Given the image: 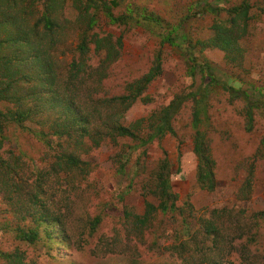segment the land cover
Segmentation results:
<instances>
[{
  "label": "rangeland",
  "instance_id": "1",
  "mask_svg": "<svg viewBox=\"0 0 264 264\" xmlns=\"http://www.w3.org/2000/svg\"><path fill=\"white\" fill-rule=\"evenodd\" d=\"M243 3L249 6L248 20L234 11ZM129 11L135 19L154 12L162 25H151L157 31L152 33L134 19L113 25L101 15L89 29L74 0H0V38L21 36L24 41L20 47L14 42L0 46V264H182L189 251L198 254L199 262L203 252L187 239L209 221L218 226L219 239L229 248L224 251L227 264H243V240L236 239L239 214L252 220L256 241L249 246L250 256H259V264H264V221L253 226L254 213L264 211V106L255 110L249 130L245 101L212 84L207 113L198 127L189 100L174 117V134L138 148L139 140L109 134L96 144L92 136L110 131V126H104L98 114L86 121L74 104L76 114L57 104L54 91L63 87L49 92L54 93L49 105L44 101L33 109L37 89L32 77L20 76H32L37 68L21 63L22 56L35 61L40 55L64 81L75 59L95 70L102 60L95 44L90 54L79 58L84 31L111 33L121 46L118 58L106 65L108 76L100 85H95L93 74L87 80L89 89L87 83L76 85L77 104L83 106L95 96L125 93L162 50V74L148 86L147 99L126 112L127 126L160 115L176 95L209 83V73L247 91L250 99L264 101V0H123L114 10L116 15ZM45 14L52 25H47ZM218 24L235 42L227 50L218 45ZM169 30L185 37L179 39L181 46L161 43L159 34ZM17 66L21 69L14 85ZM14 98H23L22 104ZM30 107L31 115L21 122L8 113ZM85 130L96 134L84 137ZM200 134L214 161L213 190L203 189L198 181L200 159L194 147ZM69 155L77 165L68 161ZM165 178L172 187L162 199L159 182ZM247 185L250 193L245 197ZM163 200L175 207L167 212L148 209L147 202L158 206ZM146 210L148 221H140ZM31 229L36 239H22V230Z\"/></svg>",
  "mask_w": 264,
  "mask_h": 264
},
{
  "label": "trees",
  "instance_id": "2",
  "mask_svg": "<svg viewBox=\"0 0 264 264\" xmlns=\"http://www.w3.org/2000/svg\"><path fill=\"white\" fill-rule=\"evenodd\" d=\"M122 1L123 0H74V5L76 9L80 10V16L87 23L89 29H92L98 23L100 16L102 15L108 18L109 22H111L113 25L129 24L131 20L134 19L133 22L143 23L150 27V31L152 33L157 32L156 28L151 25H162L163 20L159 16L154 14V12L145 11L142 13L141 18L139 19L133 18V14L131 11L126 14L116 15L114 10L121 4ZM234 11L238 16L247 20L249 19L248 4H241L240 6L235 7ZM44 19L46 20L47 25L53 24L51 18L46 14L44 15ZM1 25L2 23H0V27ZM216 28L218 31L216 36L219 40L222 41V43H218V45L226 50L228 49V47L230 48L231 46H233L235 42L232 40L231 35H229L226 27L222 24H218ZM159 35L161 37L162 44L169 42L173 46H181V43H179V39H185V37L181 36V34L174 35L172 30L162 32ZM113 36L114 35L111 33L106 35H101L98 33L90 35L86 34V32L84 31V34L80 38V44L78 47L80 51L79 58H83L87 54H90L91 46L95 44V51L101 56L100 59L102 60L99 61V64L95 70H89L87 67H83L84 61L75 59L72 62L70 76L65 81L56 77L57 71L54 65H45V63L40 60V55L35 56V61L29 60L30 55L22 56L23 60L21 63L29 67L36 66L37 68L36 70L32 71V76H30L29 74L20 76V79H23L24 76H26L28 79L32 77L31 81L33 84V88L37 89V92L34 94L35 97L33 96V101L34 99H36L37 101H34V105L32 106L33 109L41 102L44 103V101H46L49 105L52 102V97H49L54 94L49 92L53 91L55 87H63L62 92L58 90L54 91L57 94V97H55L54 99L58 98L57 104L64 103V107L66 109L75 111V114L77 113L78 109L80 113L79 116L84 115L86 121L87 119H89L90 115L98 114V117L102 121L103 125L110 126V131L108 132H98L97 134L94 133L96 135L92 136V138L96 144H98L105 135L109 134L112 137L118 136L127 137L132 140H139V144H136L135 146V148H138L140 146H145L155 141L156 139H161L166 134H174V117L179 113L184 104L189 100H191L194 105L193 123L194 126L198 127L202 121V116L206 115L207 113L206 111L210 86L213 84L222 88L225 92H228L231 98L236 100L241 99L242 101H245L246 127L249 130L253 129L255 124V110L259 109L261 106H264V101L250 99L247 91L235 87L224 80L216 78L213 73H209V83L204 82L196 88H191L190 90L176 95L169 104L161 109V114L157 115L155 118H152V116L150 118L143 117L132 123L130 126L125 125L123 123V118L126 112L138 100L144 101L145 99H147L146 96L144 97L145 91L147 90L148 86L162 74V50H159L156 53L150 70L142 78L135 80L134 82H130L125 88L126 92L122 95H114L111 98H102L95 96L92 97L93 99H90V104H87L85 106L77 104V99L79 97V86L76 87V85H86L89 76L92 74L95 75V85H100V83L104 81L108 76V73L106 72V65L114 62L120 55L119 48L121 46V40L119 39L115 41L113 39ZM20 37L21 36H18L14 38V40L11 36L5 37L7 39L0 38V46L5 45L6 43L11 44V42H14L15 46L20 47L24 42L21 41ZM236 39L238 38L236 37ZM33 55L35 54H31V56ZM19 69H21V67L19 66L14 69V85L16 82H18L15 74L18 73ZM192 71H195L194 67L192 68ZM74 87L76 88L74 89ZM46 89L48 91H46ZM69 91H72V93ZM95 91H97V89H95ZM260 92L262 93V91ZM1 95L2 94H0V96ZM22 99L23 98H14V101H18L22 104ZM73 104L77 109H75ZM30 109L31 107L27 110V112H25L22 111V108H20L15 111H8V113L11 115L12 119L14 118L17 122H21L25 117H29L31 115V112L29 111ZM3 131V126L0 123V150L4 145V136H2ZM58 132L60 131L58 130ZM82 134V136L84 137H90L91 135H94L93 132L88 130L83 131ZM207 148L208 146L204 147L202 134H200V136H196L194 152L200 159L198 164V181L203 184V189L213 190L217 185L213 172L214 161L210 156L209 148ZM68 161L74 163L75 165L78 164V160L74 157V155H69ZM177 171L179 172V170ZM159 183L161 192H159L158 195H160V197L163 199L171 194L170 190L172 187V182L170 183L169 178H165L163 180L161 179ZM249 193L250 190L247 185L243 189V195L245 197H248ZM147 207L148 209L152 208L156 209L157 211L167 212L168 210H172L175 207V204L173 203L171 205H168V203L163 200L158 206H155L151 202H147ZM148 215L149 214H147L146 210L145 215L140 218V221H145L146 219H148ZM254 216L257 217V220L253 221V226L255 228H258V225L260 224L259 222L264 221V211L255 212ZM147 221L148 220H146V222ZM237 227L239 228V234H237L236 232V234L238 235L236 236L235 234V236L237 237L236 239L243 240L242 251H244V254L241 256L240 260L243 264H259V261L261 259L259 256H250L251 251L249 249V246L256 241L255 234L253 233L252 229V220H250L249 218H245L242 214H239L237 217ZM21 233L23 234L22 239L26 241L33 242L36 239V233L32 229L28 231L22 230ZM218 233V226L209 221L205 228H201L195 234H193V236H189L188 238L190 239L187 240L189 242H192L191 246L193 244L198 245L199 250L203 252V258L199 262H196V257L198 254L195 251H189L188 254L183 256V261L181 263L200 264L201 262H205L208 264H227V255L224 251L229 248L226 247L224 242L222 243L220 241L223 238L219 239L220 237L218 236ZM196 238H198V240H196ZM206 240L208 244L205 243Z\"/></svg>",
  "mask_w": 264,
  "mask_h": 264
}]
</instances>
